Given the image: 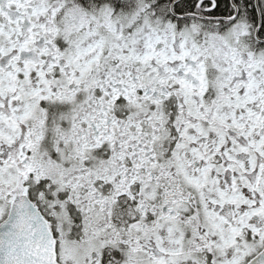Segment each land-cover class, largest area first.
Here are the masks:
<instances>
[{"label":"snow or ice","instance_id":"snow-or-ice-1","mask_svg":"<svg viewBox=\"0 0 264 264\" xmlns=\"http://www.w3.org/2000/svg\"><path fill=\"white\" fill-rule=\"evenodd\" d=\"M0 264H264V0H0Z\"/></svg>","mask_w":264,"mask_h":264}]
</instances>
